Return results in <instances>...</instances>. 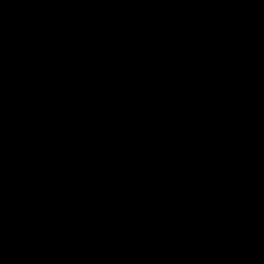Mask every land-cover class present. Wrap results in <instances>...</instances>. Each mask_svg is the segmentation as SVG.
<instances>
[{"label": "water", "instance_id": "1", "mask_svg": "<svg viewBox=\"0 0 264 264\" xmlns=\"http://www.w3.org/2000/svg\"><path fill=\"white\" fill-rule=\"evenodd\" d=\"M0 264H264V0H0Z\"/></svg>", "mask_w": 264, "mask_h": 264}]
</instances>
